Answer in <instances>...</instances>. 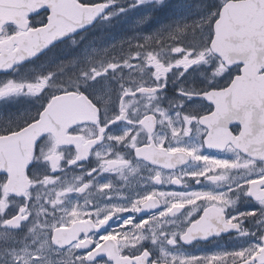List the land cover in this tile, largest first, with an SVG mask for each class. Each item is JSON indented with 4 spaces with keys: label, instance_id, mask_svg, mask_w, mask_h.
I'll list each match as a JSON object with an SVG mask.
<instances>
[{
    "label": "snow or ice",
    "instance_id": "6c2138e0",
    "mask_svg": "<svg viewBox=\"0 0 264 264\" xmlns=\"http://www.w3.org/2000/svg\"><path fill=\"white\" fill-rule=\"evenodd\" d=\"M114 2L0 0V72ZM207 8L0 80V102L37 105L0 116V264H264V0ZM226 233L231 247L196 250Z\"/></svg>",
    "mask_w": 264,
    "mask_h": 264
},
{
    "label": "flooded vegetation",
    "instance_id": "af4514ba",
    "mask_svg": "<svg viewBox=\"0 0 264 264\" xmlns=\"http://www.w3.org/2000/svg\"><path fill=\"white\" fill-rule=\"evenodd\" d=\"M124 0H115V2L112 4V8H115L120 5H125L126 3L123 2ZM88 3H96L99 2V0H86ZM129 2V1H128ZM133 4L138 5L139 10H136L140 12L141 14H138L140 17L141 15L148 16V20H145L140 23V25L136 28L138 31H133V35H125L128 34L130 31H128L127 27L132 24V22L128 23L126 21H121L120 26L118 25V35L114 38H107L108 40H111L110 42L107 41H98L97 39L99 36H92L91 34L97 32L96 27L92 29L94 24L100 25L103 22L104 17L108 14L106 13L99 16L95 23L87 28L85 31H81L79 33H76L74 36L75 43H73L72 39H64L57 43L56 47L51 49H46L44 51V54L40 56L39 58L33 57L30 60L24 61L22 64L17 66V69L15 71L9 70L8 72H1L0 73V80H3L5 78L11 77L14 79H31L34 77L37 73L43 74L48 71L54 70L55 68H49V62L57 61L60 57H63L65 55H73L77 48L87 42L90 43H101L103 46L105 45H117V48H111L112 52H116L121 50L119 48L121 42H124V47L127 48V44L129 42H136L138 40L143 39L145 36L152 35L157 33L159 30L164 28L165 26H174L178 23H190L196 19H199L202 15L206 13L208 10L207 6L209 5H215L218 3V0H162V2L157 3V0H144V3H137V0L132 1ZM110 10V9H109ZM188 12L189 18L188 20H173L174 17L177 18L178 16L181 17V12ZM173 16V19H172ZM139 29L142 30V32H139ZM100 32V30H99ZM141 34V35H139ZM115 50V51H114ZM68 72H71L72 69L67 70ZM196 79H202V77H196ZM171 87V85H169ZM205 103H207L205 101ZM37 107L36 101L30 97H24L20 96L18 98H15L13 100L8 101L7 103L0 102V116H3L8 119H14L17 115L20 113H28L35 110ZM3 121L0 120V124H2ZM252 208L244 202L243 198L240 202L237 203L234 211H251ZM235 240L234 234H223L220 238H213L210 241H197L195 242V248L196 250L200 249H212L217 250L218 247H231L233 244V241ZM193 247V246H188Z\"/></svg>",
    "mask_w": 264,
    "mask_h": 264
},
{
    "label": "rangeland",
    "instance_id": "374dc122",
    "mask_svg": "<svg viewBox=\"0 0 264 264\" xmlns=\"http://www.w3.org/2000/svg\"><path fill=\"white\" fill-rule=\"evenodd\" d=\"M122 1V0H121ZM129 1V2H128ZM133 0H124L123 2H127L125 5H120L114 8V10L110 13L107 14L103 22L99 25L97 28V31L100 33L97 35L100 37L97 39L98 41H107L110 42L111 40H108L107 38H114L119 36L118 35V25L120 26L121 21H126L128 23L132 22L130 26H128L127 30L130 31L128 34L125 35H133V31L137 32L138 30L136 29L141 22L148 20V16H143L141 17L138 14H141L140 12L136 11L139 10L138 5H135L132 3ZM181 17L178 16L177 18L172 16L173 20H188L189 18V13L186 12L184 13L183 11L181 12ZM139 32H142L141 29H139ZM141 35V34H139ZM90 43L87 42L77 48V51L73 55H65L63 57H60L57 61L49 62L48 67L49 68H56L60 63L62 62H67L70 60H75L77 64H83L85 59L88 56H96L98 55L103 49L108 48L113 46L112 44L110 45H105L103 46L101 43ZM115 51V50H114ZM71 68L67 69L70 70Z\"/></svg>",
    "mask_w": 264,
    "mask_h": 264
},
{
    "label": "water",
    "instance_id": "95a60500",
    "mask_svg": "<svg viewBox=\"0 0 264 264\" xmlns=\"http://www.w3.org/2000/svg\"><path fill=\"white\" fill-rule=\"evenodd\" d=\"M107 9H108V8H107ZM107 9H105L104 12H105ZM101 14H102V13H101ZM101 14H100V15H101ZM100 15H98V16H100ZM98 16H97V17H98ZM97 17H96V18H97ZM96 18H95V19H96ZM95 19H94V20H95ZM94 20H93L92 22H90L88 25L84 26L81 30H78L77 33L80 32V31H82V30H84V29H86L87 27H89V26L94 22ZM62 39H64V38H60V40H62ZM60 40H58V41H60Z\"/></svg>",
    "mask_w": 264,
    "mask_h": 264
},
{
    "label": "trees",
    "instance_id": "16d2710c",
    "mask_svg": "<svg viewBox=\"0 0 264 264\" xmlns=\"http://www.w3.org/2000/svg\"><path fill=\"white\" fill-rule=\"evenodd\" d=\"M112 11H113V10H112ZM96 27H98V24H94L93 27H92V29H94V28H96ZM91 35H92V36H97L96 33L91 34Z\"/></svg>",
    "mask_w": 264,
    "mask_h": 264
}]
</instances>
